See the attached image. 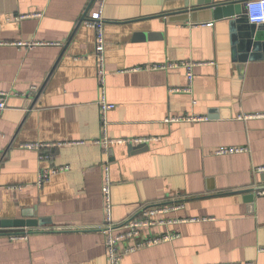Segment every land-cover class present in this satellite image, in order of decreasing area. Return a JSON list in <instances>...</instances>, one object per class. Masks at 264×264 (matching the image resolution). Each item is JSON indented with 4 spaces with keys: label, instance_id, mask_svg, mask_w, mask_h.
Instances as JSON below:
<instances>
[{
    "label": "crops",
    "instance_id": "0c3cea01",
    "mask_svg": "<svg viewBox=\"0 0 264 264\" xmlns=\"http://www.w3.org/2000/svg\"><path fill=\"white\" fill-rule=\"evenodd\" d=\"M198 1L207 0L106 1L104 88L113 109L104 147L95 33L84 25L95 0H0V92L10 94L0 111V220L49 221L0 230V264H107L105 166L113 221L154 203L183 205L166 217L199 219L172 225L175 240L120 264H264L263 190L244 199L264 189V172L254 171L264 166V118L240 119L264 114V25L255 27L259 49L242 60L229 20L194 11ZM168 61L196 63L192 95L170 92L186 85L182 68L148 69ZM187 116L205 120L166 122ZM37 142L50 145L51 161L22 148ZM219 146L249 153L212 155ZM51 165L68 170L38 188L40 169Z\"/></svg>",
    "mask_w": 264,
    "mask_h": 264
},
{
    "label": "built area",
    "instance_id": "2783aa9c",
    "mask_svg": "<svg viewBox=\"0 0 264 264\" xmlns=\"http://www.w3.org/2000/svg\"><path fill=\"white\" fill-rule=\"evenodd\" d=\"M107 0H95V9L89 11L88 16H84V25L92 29L95 33V55L98 63L97 77L99 81V100L97 105L99 107V119H100V137L101 139L97 143H101L104 147H107L111 143L107 136V113L113 109V105L110 104L105 95L104 79L106 72L104 70V51H105V39H104V21L103 11ZM246 17L250 24L264 25V0H247L246 2ZM39 16V15H35ZM50 43H14L16 47H25L31 49L35 46L49 45ZM196 63L191 61H168L160 64H153L148 69L152 71L158 70H171L182 68L185 73L186 85L182 88H175L170 90L171 93H184L187 95L193 94V69ZM142 67L137 70H142ZM144 70V69H143ZM31 93L37 92L36 87H30ZM10 96L9 93L0 92V111L6 108V101ZM196 101L192 100V104ZM264 118V114L243 115L241 120H248L254 118ZM205 117L187 116V117H172L168 118L166 122H181V121H203ZM2 135L0 134V137ZM148 141L147 139H134L133 143H142ZM119 142V141H118ZM122 143L125 141H121ZM49 144L46 143H28L22 146L23 149L38 151L39 160L51 161L52 157L49 153H44L43 150L48 149ZM249 153V147L247 146H219L211 154L216 156L223 155H237ZM68 170L67 166H54L51 165L48 168L40 169L36 180V186L41 188L50 177L53 175L65 172ZM257 173L264 172V166H259L254 169ZM111 179L108 166L103 168V182L101 187L102 199H103V217L104 221L100 226V230L104 236V247L106 251L107 264H120L123 256L134 253L136 251L151 248L156 245L167 243L177 238V233L171 231L169 227L172 225L190 221L196 222L199 219L178 220L174 218L166 217L167 214L178 211L183 208L181 203H154L146 205L137 214L129 217L128 219L115 222L112 217V203H111ZM15 189V188H14ZM21 190L22 187H17ZM264 194V190L261 192ZM165 228V231L160 232L157 229ZM12 240L25 239V235H13L10 237Z\"/></svg>",
    "mask_w": 264,
    "mask_h": 264
},
{
    "label": "water",
    "instance_id": "95a60500",
    "mask_svg": "<svg viewBox=\"0 0 264 264\" xmlns=\"http://www.w3.org/2000/svg\"><path fill=\"white\" fill-rule=\"evenodd\" d=\"M246 2L247 0L213 3L211 0H207L205 4H202L198 1L197 6L193 9L194 11L201 9L208 10L209 15H211L214 20H229L231 43L235 46V49L238 50L239 53H242L239 55L242 60H245L246 58H253L249 57L251 56L250 52H254L259 49V41H261L262 38L259 28H255L256 24H250L247 21L245 9ZM260 182L264 183V173L260 174ZM262 190H264L263 187L251 189L247 195H245V201L247 203H251L254 198L253 193ZM46 223H49L48 219L0 220V230L11 228L35 229Z\"/></svg>",
    "mask_w": 264,
    "mask_h": 264
}]
</instances>
